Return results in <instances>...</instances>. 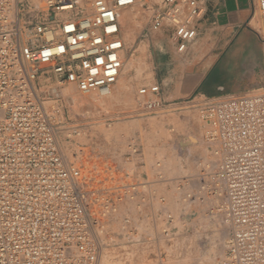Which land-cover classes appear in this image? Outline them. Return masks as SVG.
I'll use <instances>...</instances> for the list:
<instances>
[{"label": "built area", "instance_id": "2783aa9c", "mask_svg": "<svg viewBox=\"0 0 264 264\" xmlns=\"http://www.w3.org/2000/svg\"><path fill=\"white\" fill-rule=\"evenodd\" d=\"M144 2L0 0V264H98L102 220L150 186L99 181L96 167L68 164L54 136L63 90L110 94L122 67L120 13ZM257 11L264 50V0ZM202 13L197 0H161L149 28H171L183 53ZM43 75L54 80L47 97L36 88ZM159 92L158 85L139 89L138 110L159 109ZM205 102L199 117L218 165L197 176L199 189L187 198L215 202L228 229L224 253L212 264H264V89ZM173 223L167 213L165 238ZM124 224L130 236L128 219Z\"/></svg>", "mask_w": 264, "mask_h": 264}, {"label": "rangeland", "instance_id": "374dc122", "mask_svg": "<svg viewBox=\"0 0 264 264\" xmlns=\"http://www.w3.org/2000/svg\"><path fill=\"white\" fill-rule=\"evenodd\" d=\"M160 3L145 0L140 6L123 10H138L144 17L138 23L120 24L126 40L123 63L133 59L134 68L128 76L122 71V88L117 87L114 94L126 88L128 98L113 105L110 98L100 100L96 94L85 96L72 88L70 95L63 97L64 115L57 118L54 127L55 140L68 164L96 167L99 181L110 186L150 183L148 188L139 189L136 201L118 204L116 212L100 223L98 238L103 245L98 264H102L105 253L109 264H156L161 259L174 264H212L223 255L228 240V229L215 212V202L204 199L198 203L187 198L199 189L197 176L214 171L218 165L215 145L205 140L206 127L199 117L206 102L164 103L151 113L139 111L135 102L139 89L157 85L153 82L159 74L155 56H168L170 46L175 47L171 28L165 27L163 34L149 28ZM192 41L185 52H174V65L180 69L193 65L189 62ZM253 44L251 48L257 49ZM263 59L261 52L264 63ZM215 74L212 82H218ZM219 85L225 88L220 93L232 91L230 80L221 79ZM53 87L51 75L36 80L38 92L45 97ZM260 92L263 90L256 93ZM167 213L174 218L170 238L162 234ZM125 219L132 230L130 236L125 234Z\"/></svg>", "mask_w": 264, "mask_h": 264}, {"label": "crops", "instance_id": "0c3cea01", "mask_svg": "<svg viewBox=\"0 0 264 264\" xmlns=\"http://www.w3.org/2000/svg\"><path fill=\"white\" fill-rule=\"evenodd\" d=\"M197 1L203 13L193 24L196 37L189 44V62L193 65L187 68L186 64L181 69L174 65L177 57L173 45L168 56H155L159 74L153 82L160 88L156 99L174 105L263 90L264 63L260 53L264 57V50L258 36L261 22L257 0ZM254 42L257 49L251 48ZM215 73L218 82L211 81ZM221 79L231 81L232 91L220 93L225 89L219 85Z\"/></svg>", "mask_w": 264, "mask_h": 264}, {"label": "bare ground", "instance_id": "6f19581e", "mask_svg": "<svg viewBox=\"0 0 264 264\" xmlns=\"http://www.w3.org/2000/svg\"><path fill=\"white\" fill-rule=\"evenodd\" d=\"M135 6H138V5H134L133 7H135ZM127 9H129V8H125L123 10H127ZM123 10L121 11L120 16H119V23L121 25L122 24L128 25V24H131L132 22L138 23V22H140L141 20L144 19L143 14L141 12H139L138 10L137 11H133V12H123ZM28 33L30 34V32H28ZM120 33H121V38H122V41H123V52H124V45L126 43V40H125V38L123 36V31H122V28L121 27H120ZM26 36L28 37V35H26ZM121 59H122V67H121V70H120V75L118 77V80H117V82L115 84L116 86L115 85L113 86L114 89L112 88V91L107 96H99V95L96 94L97 96H99L98 98L100 100L105 99V98H110V103L113 104V105H117V104L123 102L124 100H126V98H128V92H127V89L126 88L123 89L124 91H121V90L118 91V95H115L114 93H116V91L118 89L122 88V85H120V87H119V81H120L119 79L122 78V71L124 72V75L128 76V75H130V73L132 72V70L134 68V62H133L134 60L133 59L132 60L130 59L129 61L127 60L126 63L124 64L123 63L124 62V55H123V53H122ZM117 87H119V88L117 89ZM65 90L63 91L64 93L62 92L63 97L70 95V93L72 91V87L69 86ZM90 94H95V93H90ZM90 94H86V95H90ZM101 236H102V234H101ZM101 259H102L101 260L102 264H109L108 263L109 257H108V255L106 253L102 256Z\"/></svg>", "mask_w": 264, "mask_h": 264}]
</instances>
